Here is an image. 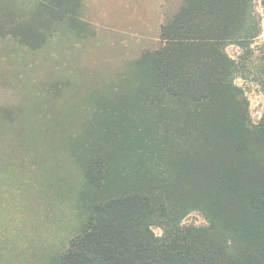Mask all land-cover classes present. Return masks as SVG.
<instances>
[{"label":"trees","instance_id":"obj_1","mask_svg":"<svg viewBox=\"0 0 264 264\" xmlns=\"http://www.w3.org/2000/svg\"><path fill=\"white\" fill-rule=\"evenodd\" d=\"M183 1L132 96L99 103L72 149L88 215L54 264H264V115L252 123L235 83L247 59L225 52L260 36L254 0ZM0 2V20L23 13L0 39L31 51L80 21L81 0ZM194 212L206 224H186Z\"/></svg>","mask_w":264,"mask_h":264},{"label":"rangeland","instance_id":"obj_2","mask_svg":"<svg viewBox=\"0 0 264 264\" xmlns=\"http://www.w3.org/2000/svg\"><path fill=\"white\" fill-rule=\"evenodd\" d=\"M81 2L80 21L57 22L42 49L0 39V264H54L67 250L88 215L84 174L72 149L99 103L132 96L135 64L161 47L162 27L185 6L183 0ZM254 5L260 36L247 50L231 44L225 52L247 59L235 83L258 124L264 115V0ZM19 14L1 19L11 23ZM185 223L206 220L194 212Z\"/></svg>","mask_w":264,"mask_h":264}]
</instances>
